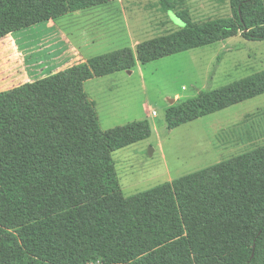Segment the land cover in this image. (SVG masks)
<instances>
[{"label": "trees", "instance_id": "16d2710c", "mask_svg": "<svg viewBox=\"0 0 264 264\" xmlns=\"http://www.w3.org/2000/svg\"><path fill=\"white\" fill-rule=\"evenodd\" d=\"M113 1L0 0V40ZM160 3L174 11L169 0ZM229 5L231 16L201 23L177 12L182 29L135 51L93 57L0 91V117L38 109L32 121L50 116L53 127L41 135L20 129L0 136V264H264V145L148 191H118L17 228L1 198L28 184L29 201L49 202L52 175L65 182L105 171L117 151L149 139L148 121L104 130L85 84L240 34L264 41V0ZM261 95L264 71L170 106L167 129Z\"/></svg>", "mask_w": 264, "mask_h": 264}, {"label": "rangeland", "instance_id": "374dc122", "mask_svg": "<svg viewBox=\"0 0 264 264\" xmlns=\"http://www.w3.org/2000/svg\"><path fill=\"white\" fill-rule=\"evenodd\" d=\"M169 1L174 11L163 9L160 0H114L44 27L8 35L0 40V91L69 67L76 59L88 60L125 48L135 51L142 42L182 29L185 24L177 12L197 23L231 16L230 0ZM262 71L264 41H249L240 34L136 66L130 71L133 74L120 72L89 81L85 91L97 104L104 130L148 121L151 137L117 151L113 166L105 171L65 182L52 175L55 192L49 202L29 201L28 184L5 192L1 198L11 227L118 191L136 195L264 145V95L173 131L167 129L165 120L166 110L173 105L170 101L185 102ZM37 111L0 117V136L20 129L33 135L51 131L50 116L32 121ZM101 177L107 180L98 182Z\"/></svg>", "mask_w": 264, "mask_h": 264}, {"label": "crops", "instance_id": "0c3cea01", "mask_svg": "<svg viewBox=\"0 0 264 264\" xmlns=\"http://www.w3.org/2000/svg\"><path fill=\"white\" fill-rule=\"evenodd\" d=\"M87 59L83 60V59H76L75 61H73V64L71 66H73L75 63H78L80 61H86ZM139 64L137 65V68H138ZM133 74V72H131ZM132 74H129V75H132Z\"/></svg>", "mask_w": 264, "mask_h": 264}, {"label": "water", "instance_id": "95a60500", "mask_svg": "<svg viewBox=\"0 0 264 264\" xmlns=\"http://www.w3.org/2000/svg\"><path fill=\"white\" fill-rule=\"evenodd\" d=\"M128 72L131 73L130 71H128ZM174 102H175V100H172V101H170V104L174 105Z\"/></svg>", "mask_w": 264, "mask_h": 264}]
</instances>
